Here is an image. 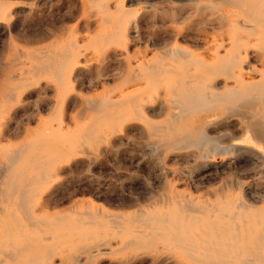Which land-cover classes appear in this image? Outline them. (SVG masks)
<instances>
[{
    "label": "bare ground",
    "instance_id": "1",
    "mask_svg": "<svg viewBox=\"0 0 264 264\" xmlns=\"http://www.w3.org/2000/svg\"><path fill=\"white\" fill-rule=\"evenodd\" d=\"M80 1L73 4V49L45 53L52 58L0 81V138L18 131L15 117L29 122L37 115L30 139L3 149L0 201L16 194V211L0 204V264H54L62 252L77 264L73 249L90 258L126 235L118 249H144L157 262L264 264V0H154L134 8L126 0ZM45 2L52 5L0 0V27L22 19L16 7L28 10L25 18ZM147 16L151 28L141 30ZM212 27L220 32L208 34ZM109 80L115 82L82 96L81 89ZM31 88L37 98L27 110L23 97ZM48 91L55 96L52 110L61 112L58 124L39 115L49 107ZM78 101L73 136L63 135L62 142L57 135L72 131L66 108ZM89 141L103 142L100 150L107 153L116 143L132 144L137 163L151 162L164 189L140 202L142 194L122 196L107 183L105 192L137 205L124 213L88 197L80 198L74 216H40L37 211L65 195L62 189L73 191L63 174L72 159L89 154ZM76 170V181L94 180ZM205 175L221 177L219 186L194 194ZM169 247L176 254L165 253Z\"/></svg>",
    "mask_w": 264,
    "mask_h": 264
},
{
    "label": "rangeland",
    "instance_id": "2",
    "mask_svg": "<svg viewBox=\"0 0 264 264\" xmlns=\"http://www.w3.org/2000/svg\"><path fill=\"white\" fill-rule=\"evenodd\" d=\"M53 1L54 0H52V5L50 7L47 6V2H45L44 3V5L46 4L45 6L43 5L41 8H38L37 10H35V12L30 11L25 16V18H23V15L26 14L28 12V10L23 6L16 7L17 9L18 8L21 9L17 13L18 16L22 15V19H20L21 17L18 18V20H20L21 24L19 23L18 20H16V22L18 24L14 23V24L8 26L7 28L6 27L5 28L0 27V81L4 82V80L8 79L12 73H16V74L21 73L20 71L23 68H25V70H27L29 68L28 70H30L33 65H39L40 63H42L43 62L42 58L45 60V59H47L46 57H48V55H50V56L52 55V57H53L55 54L54 51L57 52L60 49L63 50L65 47L73 49L71 41L74 40L73 35H74V30L76 29L75 24L77 21L76 9H75V7H73V4L74 3L79 4L81 1L80 0H57V2H54V3H53ZM153 1L154 0H129V1L126 0V6L133 7V8L134 7H143V6L147 5V3L151 4ZM204 1H207V0H204ZM128 2H130V4H128ZM67 5L69 7H66ZM44 10H46V11H44ZM65 11L66 12L68 11V12L66 13ZM37 13H38V15H36ZM141 21H142V23H140ZM139 24H140L141 30L151 28L152 17L151 16L145 17L144 19L139 21ZM23 26H25V27H23ZM28 27H30L31 30H33V31H31L30 28L28 29ZM20 28H21V30H20ZM26 28L28 30H26ZM38 28H40L42 30H40V29L38 30ZM93 31H94V29L91 30V32H93ZM207 32H208V34L212 35V34H215L217 32H220V30L218 31V29L216 27H212V28H208ZM68 42H70V43H68ZM45 53L48 54L46 57L44 56ZM31 54H32V56H31ZM34 55H35V57H36V55H39V58H37V57L35 58ZM50 56L48 57L49 59L52 58ZM55 56H57V53ZM29 73L30 72H28V74ZM113 82H115V81L109 80V82L103 83L102 85L98 84L99 86L96 84L95 86L90 87V88L85 87V88L81 89L80 92H81L82 96H87V95L91 96L94 93H98V91L101 90L102 86H108V85L112 84ZM35 92H37L36 89L31 88L30 94L27 95L25 98L23 97V101L27 100L26 106H25L27 110H29V108H31V101L34 98H37ZM48 93H50V94L47 95L46 101H48L47 106L49 105V107L45 108V105H44L45 109L43 108L39 112V115L42 119H44V121L45 120L49 121L52 124L57 122L56 124H58L59 123L58 120L60 118L59 115H61L60 114L61 112H59L60 111V109H58L59 107L56 108V110L58 109V111L52 110L53 103H54L53 99L55 98V96L50 91H48ZM51 100H52V103H51ZM49 103H51V104H49ZM81 106H82V103L80 101H78L75 105H73V102H71V104H69L67 106V108H66L67 112H65V117H66V119L69 120L68 126L71 127L72 131L71 130H69V131L65 130L63 133L61 132V134H59L60 136L57 135L58 138L60 137V139H61V138H63V135H65V137H67V139H69V138H71V136H73L72 132H74V129H73L74 113L79 111ZM55 111L57 113H55ZM52 112H54V115H53L54 117L51 116L53 114ZM36 116H35V118L33 117L31 120H29V122H25L24 121L25 119H24V117H22L21 114L19 115V117H21L20 119H19V117H18V119H17V117H15L12 120V122H14V123H11V124H15V122H16V124L19 125L20 127L18 128V131L13 132V130H11V132L8 133L6 136L0 138V167L2 165L1 161H2L4 154H5V151L3 149H5V150L10 149L12 147L17 146L18 143L22 142L23 140L30 139L29 137L31 134L28 131V128L32 129L36 126L35 125V123H37L36 122L37 120H35ZM52 124H50V125H52ZM68 132H70L72 134L69 133L70 134L69 135ZM54 137H55V135H54ZM55 140H57V139H55ZM64 140H65L64 138H63V140L61 139L62 142ZM61 141L57 142V144L59 145L61 143ZM96 144L97 143H95L93 141H89L87 143V150L90 151L89 154L87 155L85 153L82 156H79V157H76L75 159H72V162L69 164V169H68L69 172L66 171L63 174L66 181H69V182H67L68 185H70V184L74 185V186L71 185V186H73V191L68 193L67 188H66V190H65V188L62 189L60 196L62 194H65L64 196L62 195L63 198L61 197L62 199L60 198L56 203H51L50 206L46 208V212L42 211V210L37 211V212L41 213L40 216H42V215L43 216L44 215H49V216L55 215L56 216V214H58V216H60L61 213L63 215L67 214L65 216H74L73 209L75 207H77V205H79V203H81L83 201L82 199L80 201V198H88V197H91L95 202H99V203L101 202L104 206H106L110 210L118 211V212H124V213L129 212V210H131L132 207L137 205L136 203H131V204L125 203L126 205L124 203H120L121 199L117 193L114 194V192H112L113 194L110 195L107 192H105L107 183L109 185H112L114 189H117V190L121 189V191H122L121 195L122 196L123 195L134 196L135 193H136L135 195H141L142 194L141 196H143V197H141L142 199H139L140 202H148L150 200V197H147L148 195H146L147 193L149 194L150 192H153V194L156 195L157 192L164 189V187L160 186V182H158L154 178V176L152 175V169H151L152 164L150 165V168L148 166L151 162H148V160H142L143 159L142 158L141 159L142 161L138 160V163H137V161H136L137 159L134 158V157H136L137 151H135L136 148L132 144L122 145L120 143L119 144L116 143L114 146V149H113L114 151H111V152L109 151L108 153L100 150V147L102 146L103 142L100 141L97 145ZM126 146H128V147H126ZM121 154H122V156H121ZM110 155H112V156L114 155L112 158V161H114V162L111 161L112 156L109 158ZM109 159H110V162H109ZM118 159L119 160L121 159V160L119 161ZM144 159H146V158H144ZM85 161H87V162L85 163ZM22 162H24V159ZM79 163H82V164H79ZM137 164H138V166H137ZM79 165H80V167H79ZM112 165L114 166V168L112 167ZM128 166H129V169H128ZM116 168H118V169H116ZM76 169H78L80 173H83L85 175V177H91L92 180L94 179L92 182H90L91 184L88 183L89 185H87L86 181H79V182L76 181V178H77V176L75 174L77 171ZM122 171L124 173H122ZM108 173H110V174H108ZM222 175L223 174H221L220 176H222ZM151 176H153V177H151ZM103 177H105L106 179ZM208 177H209V179H207ZM210 177H211V179H210ZM203 178H205L207 180H205ZM203 178L201 180L200 186L197 189H191L194 194L200 193V192L206 190L207 188L208 189H215L220 184V178L221 177H219V176L205 175ZM96 179L99 181L98 185H96ZM108 179H111V180H108ZM133 179H134V181H135V179H137V180L134 182ZM106 180H108V181H106ZM112 180H114V181L111 182ZM205 181H207V182L205 183ZM82 182H84V184H82ZM132 182H134V183H132ZM147 182H149V183L147 184ZM80 183H81V185L88 186L89 188L92 186V190L89 191L88 187L81 186ZM126 184H127V187H126ZM129 184H132V185H129ZM154 185H156L157 187ZM103 186H105V187H103ZM147 186H148V188H146ZM177 186L179 188H186L183 183H178ZM101 187L103 190L105 189L104 192L100 191ZM123 187L125 190H123ZM98 189L100 192L98 191ZM128 189H130V190H128ZM147 190H149V191H147ZM129 191L133 194H131ZM14 196L16 197V194L15 195L13 194V197L12 196H10V197L12 199H14L15 198ZM35 197H36L35 195L31 197L32 198L31 202L33 204L35 201ZM106 197H108V198H106ZM0 198H1V196H0ZM11 198H10V201H8L9 200L8 198H6L7 199L6 201L5 200L0 201V204L5 205L7 207H12V209H15L14 204L11 201L12 200ZM107 199H108V201L110 200L112 203L110 201L107 202ZM115 201H117V203ZM33 206H34V208L37 207L36 205H33ZM65 210H66V212H65ZM15 211H16V209H15ZM57 211H59V212H57ZM119 216L128 217L131 215H119ZM127 236L128 235L123 236V237L112 238L111 239L112 243L110 246H108V245L107 246L106 245L100 246L99 250L103 251V252L98 251L99 253L98 252L95 253L90 258H86V254L83 251H78V250L73 249L72 253H73V255H78L77 256L78 261L76 260L77 264H79V261L83 263L85 260H86V262L87 261L90 262L92 260V262H90L88 264H141V263L142 264H156V263L157 264H159V263L160 264H168L169 263L167 261H163V262L155 261V259H153V256H152L153 254L150 252H147L144 249H142L141 251L136 250L135 253L133 250H128L127 252L124 251L125 250L124 247L121 249L120 248L118 249L117 247L121 246L122 240L126 239ZM160 243H161L160 241L157 242V244H160ZM106 251H108V252H106ZM138 252L139 253L141 252V253L139 254ZM164 252L169 254V255L170 254H176L175 252H173V249H171V247L165 248ZM131 254H133V255L130 256L131 257L130 258L129 255H131ZM67 255H68V252H62L60 255L59 254L55 255L53 257L54 264H61V263L62 264H65V263L74 264V262H72L73 259H68ZM126 256H128L127 257L128 259L130 258L129 261H128V259H126ZM116 257H118V258H116Z\"/></svg>",
    "mask_w": 264,
    "mask_h": 264
}]
</instances>
